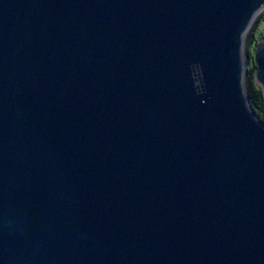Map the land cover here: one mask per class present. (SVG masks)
<instances>
[{
	"label": "water",
	"instance_id": "water-1",
	"mask_svg": "<svg viewBox=\"0 0 264 264\" xmlns=\"http://www.w3.org/2000/svg\"><path fill=\"white\" fill-rule=\"evenodd\" d=\"M263 9L0 0V264H264Z\"/></svg>",
	"mask_w": 264,
	"mask_h": 264
},
{
	"label": "trees",
	"instance_id": "trees-1",
	"mask_svg": "<svg viewBox=\"0 0 264 264\" xmlns=\"http://www.w3.org/2000/svg\"><path fill=\"white\" fill-rule=\"evenodd\" d=\"M263 16L264 9L260 11L255 17L245 35L244 54L248 58V63L245 67L244 83L246 93L249 97L252 108L254 109L255 113L264 121V98L261 88L254 81L255 65L254 63H251L250 60L252 50L261 40L264 39V34L259 39L255 38V30L257 28V24Z\"/></svg>",
	"mask_w": 264,
	"mask_h": 264
},
{
	"label": "rangeland",
	"instance_id": "rangeland-1",
	"mask_svg": "<svg viewBox=\"0 0 264 264\" xmlns=\"http://www.w3.org/2000/svg\"><path fill=\"white\" fill-rule=\"evenodd\" d=\"M263 34H264V16L261 17L260 21L257 24V28L255 30V38L259 39V38H261L263 36ZM253 51H254V49L252 50V53H253ZM250 60H251V63H253L252 55L250 57ZM247 63H248V58H247V56H245V66L247 65Z\"/></svg>",
	"mask_w": 264,
	"mask_h": 264
}]
</instances>
